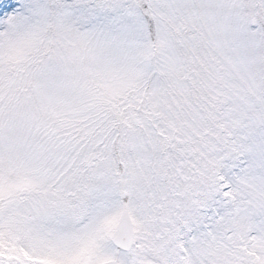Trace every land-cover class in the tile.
I'll return each instance as SVG.
<instances>
[{
    "label": "snow or ice",
    "instance_id": "1",
    "mask_svg": "<svg viewBox=\"0 0 264 264\" xmlns=\"http://www.w3.org/2000/svg\"><path fill=\"white\" fill-rule=\"evenodd\" d=\"M0 264H264V0H0Z\"/></svg>",
    "mask_w": 264,
    "mask_h": 264
}]
</instances>
